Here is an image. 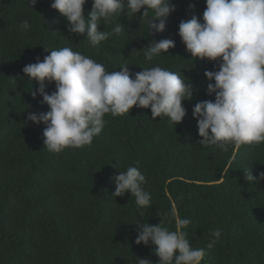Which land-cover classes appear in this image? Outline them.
Masks as SVG:
<instances>
[{
  "label": "trees",
  "instance_id": "trees-1",
  "mask_svg": "<svg viewBox=\"0 0 264 264\" xmlns=\"http://www.w3.org/2000/svg\"><path fill=\"white\" fill-rule=\"evenodd\" d=\"M52 2L37 0L31 8L26 0H0V264H137L136 258L158 264L155 245L135 243L136 224L155 226L163 220L173 229V204L181 217L191 219L185 231L190 246L205 251L201 264H264V180L244 179L249 169L253 177L264 172V143L242 145L223 176L233 146H201L192 115L197 102L215 100V93L207 92L214 81L204 72L218 71L221 60L192 58L178 25L192 16L203 22L206 0H170L175 11L160 33L149 32L151 10L147 17H141L143 9L116 13L100 22L99 31L113 34L97 46L86 34L69 33ZM91 9L87 0L85 16ZM25 20L28 30L21 27ZM117 24L124 29L118 34L113 32ZM163 39L175 46L147 60L151 41ZM63 47L109 72L127 65L132 78L156 66L180 73L194 89L192 98L182 101L185 117L176 124L167 116L153 120L150 108L133 106L129 114L106 115L90 145L48 151L46 125L26 118L49 107L41 95L33 99L39 85L22 69ZM53 91L55 83L46 80L45 92ZM129 166L146 177L149 208L137 206L128 192L112 196L113 177ZM217 229L221 236L208 249Z\"/></svg>",
  "mask_w": 264,
  "mask_h": 264
},
{
  "label": "clouds",
  "instance_id": "clouds-1",
  "mask_svg": "<svg viewBox=\"0 0 264 264\" xmlns=\"http://www.w3.org/2000/svg\"><path fill=\"white\" fill-rule=\"evenodd\" d=\"M26 2L33 8L37 0ZM86 2L53 0L50 6L66 19L69 33L86 34L93 46L113 34L99 31L98 26L102 20L110 21L116 13L134 15L143 9L141 17H147L151 10L154 14L148 20L151 34L163 32L167 18L175 11L170 0H127L126 4L124 0H92V9L85 16ZM202 21L196 16L181 21L178 35L192 58L221 60L218 71L204 72L209 81H214L207 85V92L215 93V100L197 102L192 115L202 138L201 146L216 145L222 150H227L229 144L233 146L232 157L222 171L227 176L242 145L264 143V0H206ZM21 27L28 30L31 25L25 20ZM123 30V25L117 24L113 32L118 34ZM174 46L170 39L151 41L145 58L151 60ZM49 52L42 62L26 65L22 72L39 85L31 93L33 99L39 94L49 107L47 112H30L26 119L46 125L44 144L50 152L90 145L104 128L106 115L129 114L133 106L150 108L153 120L167 116L173 124L181 122L186 115L182 101L190 100L194 89L180 73L156 66L145 68L132 78L127 65L109 72L102 64L69 47ZM46 80L55 83L51 94L45 92ZM244 179L264 180V172L253 177L249 169ZM113 180L112 196L120 197L128 192L135 197L137 206L150 207V193L143 187L146 177L137 167L129 166ZM169 215L174 221L173 229L163 220L155 226L136 224L139 231L135 243L155 245L158 264H201L205 251L190 246L185 231L191 219L181 217L175 204ZM211 235L208 249L215 246L221 232L217 229ZM136 261L150 264L146 259L136 258Z\"/></svg>",
  "mask_w": 264,
  "mask_h": 264
}]
</instances>
